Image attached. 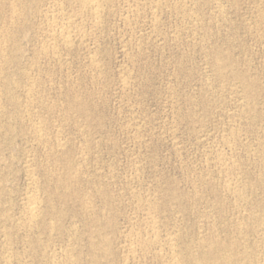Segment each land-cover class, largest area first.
Listing matches in <instances>:
<instances>
[{
    "label": "rangeland",
    "instance_id": "1",
    "mask_svg": "<svg viewBox=\"0 0 264 264\" xmlns=\"http://www.w3.org/2000/svg\"><path fill=\"white\" fill-rule=\"evenodd\" d=\"M27 1L0 0V264H259L264 0Z\"/></svg>",
    "mask_w": 264,
    "mask_h": 264
},
{
    "label": "bare ground",
    "instance_id": "2",
    "mask_svg": "<svg viewBox=\"0 0 264 264\" xmlns=\"http://www.w3.org/2000/svg\"><path fill=\"white\" fill-rule=\"evenodd\" d=\"M27 1V0H26ZM29 1V0H28ZM27 1V2H28ZM54 1V0H53ZM61 1H63V0H61ZM74 1H77V0H74ZM103 0H80L79 2L81 3V5H82V7H84V9L86 8V9H88L90 12H91V14H92V16L93 17H95L94 19H96V17H97V15H98V11H99V7L101 6V2H102ZM107 1V0H106ZM161 1V0H160ZM172 1V0H171ZM178 1V0H177ZM185 1V0H184ZM11 2H13V1H11ZM15 2V1H14ZM17 2V1H16ZM34 2V1H33ZM57 2V1H56ZM104 3H106L105 1H103ZM181 2V1H180ZM52 3H54V2H52ZM51 3V4H52ZM58 3V2H57ZM57 3H55L54 5H56ZM59 3H60V1H59ZM58 3V5L60 6V8H62L63 7V2L62 3H60V4H62V5H60ZM78 3V2H77ZM13 4V3H12ZM15 4V3H14ZM17 4V3H16ZM50 4V5H51ZM65 4V3H64ZM73 4H74V2H73ZM153 4V3H152ZM178 4V3H177ZM12 6V5H11ZM59 6H55V7H59ZM62 6V7H61ZM65 6H66V4H65ZM80 6V5H79ZM156 6V5H155ZM16 6L14 5V8H15ZM50 7V6H49ZM178 7V6H177ZM35 8V7H34ZM46 8V7H45ZM75 8V7H74ZM81 8V7H80ZM101 8V7H100ZM2 9V8H1ZM19 9V8H18ZM53 9V8H52ZM51 9V10H52ZM66 9V8H65ZM78 9H79V7H78ZM104 9V8H103ZM103 9H101V10H103ZM157 9V8H156ZM50 10V11H51ZM56 10L57 9H53L52 10V15L51 16H56V14L58 13V12H56ZM60 10H62V9H60ZM87 10V11H88ZM100 10V11H101ZM182 10V9H181ZM12 11V10H11ZM20 11V10H19ZM59 11V10H58ZM63 11V10H62ZM79 11V10H78ZM81 11H83V10H81ZM80 11V12H81ZM87 12V13H90V12ZM15 12V11H14ZM25 12V11H24ZM49 12V11H48ZM47 12V13H48ZM183 12V11H182ZM47 13L45 14V16H47ZM61 13V12H60ZM65 13V12H64ZM85 13H86V10H85ZM100 13V12H99ZM19 14V13H18ZM44 14V13H43ZM63 14V13H62ZM75 14V13H74ZM15 15V14H14ZM58 15V14H57ZM61 15V14H60ZM66 15V14H65ZM10 16V15H9ZM16 16V15H15ZM49 16V15H48ZM75 16V15H74ZM77 16V15H76ZM89 16H90V14H89ZM91 16V17H92ZM100 16V15H99ZM22 17V16H21ZM50 17V16H49ZM49 17H47V18H49ZM69 17V16H68ZM8 18V17H7ZM52 18V17H51ZM50 18V19H51ZM59 18V17H58ZM71 18V17H70ZM70 18H68V19H70ZM76 18V17H75ZM79 19H80V17H78ZM53 19V18H52ZM54 19H57V18H54ZM66 19H67V17H66ZM72 19V18H71ZM46 20V19H45ZM14 21V20H13ZM62 21H63V19H62ZM72 21H73V19H72ZM72 21L71 20H69V21H65V22H63V23H60V24H58V23H55V24H53L52 26H51V30L52 31H55L56 33H57V35L59 34L60 36V38L59 39H62V42L65 44V45H67L69 42H70V29H71V25H72ZM45 22V21H44ZM52 22V21H51ZM56 22V21H55ZM99 22V21H98ZM9 23V22H8ZM42 24V23H41ZM73 24H75V23H73ZM91 24V23H90ZM1 25V24H0ZM46 25V24H45ZM12 26V25H11ZM47 26L49 27L50 25H48L47 24ZM84 26V25H83ZM73 27V26H72ZM75 27V26H74ZM93 28V27H92ZM3 29V28H2ZM1 29V30H2ZM49 30V29H48ZM6 31V30H5ZM86 31V30H85ZM84 31V32H85ZM46 32V31H45ZM55 32H54V34H55ZM83 32V33H84ZM72 33H74L73 31H72ZM49 34V33H48ZM8 35V34H7ZM72 35V34H71ZM77 35V34H76ZM80 35V34H79ZM4 36V35H3ZM49 36V35H48ZM73 37H75L74 35H72ZM7 39V38H6ZM51 39V38H50ZM72 39V38H71ZM47 40V39H46ZM45 40V41H46ZM52 40V39H51ZM3 40H1V42H2ZM4 41H5V39H4ZM10 41V40H9ZM60 41V40H59ZM44 42V41H43ZM47 42V41H46ZM74 43V42H73ZM5 44V43H4ZM4 44H2L1 46H5ZM49 44L50 43H48V46H49ZM45 46V45H44ZM52 46V45H51ZM18 47V46H17ZM56 47V46H55ZM60 47V46H59ZM68 48H69V45L67 46ZM45 48H46V46H45ZM2 49V48H1ZM56 49V48H55ZM4 50V49H3ZM2 50V51H3ZM42 52H43V50H42ZM1 53V52H0ZM2 53H4V52H2ZM56 54V53H55ZM54 54V55H55ZM4 55V54H3ZM219 70V69H218ZM26 77V76H25ZM29 80V79H28ZM30 81V80H29ZM37 82V81H36ZM14 84V83H13ZM31 84V83H30ZM38 84V83H37ZM30 87V86H29ZM32 88V87H31ZM10 89V88H9ZM28 89V88H27ZM30 91V90H29ZM28 93V92H27ZM32 94V93H31ZM1 95V94H0ZM74 95V94H73ZM34 98V97H33ZM30 101V100H29ZM29 104H30V102H28ZM38 104V103H37ZM56 104V103H55ZM39 105V104H38ZM52 106V105H51ZM17 107V106H16ZM25 107V106H24ZM23 107V108H24ZM53 107V106H52ZM19 108V107H18ZM32 108V107H31ZM73 109V108H72ZM24 110V109H23ZM29 110V109H28ZM53 110V109H52ZM1 112V111H0ZM49 112V111H48ZM56 112V111H55ZM72 112V111H71ZM58 113V112H57ZM64 113V112H63ZM1 115V114H0ZM18 115V114H17ZM27 115H29V114H27ZM66 115V114H65ZM64 116V115H63ZM2 119V118H1ZM38 120V119H37ZM34 123V122H33ZM36 124V123H35ZM39 125V124H38ZM41 126V125H40ZM32 127H35V125L34 126H32ZM38 126H36V128H37ZM35 128V129H36ZM39 128V127H38ZM37 128V129H38ZM30 129V128H29ZM35 129H33L34 131H35ZM60 129V128H59ZM39 130V129H38ZM32 131V130H31ZM29 132V131H28ZM35 132H38V131H35ZM60 132V131H59ZM51 134V133H50ZM58 134V133H57ZM61 134V133H60ZM34 135V134H33ZM32 135V136H33ZM39 135V134H38ZM35 136V135H34ZM42 136V135H41ZM44 136V135H43ZM45 137V136H44ZM43 137V138H44ZM49 137V136H48ZM45 139H46V137H45ZM34 140V139H33ZM36 140H38V139H36ZM56 140V139H55ZM40 141V140H39ZM43 141V140H42ZM46 141V140H45ZM58 141V140H57ZM61 142V141H60ZM228 142H230V141H228ZM52 143V142H51ZM62 143H64V142H62ZM50 144V143H49ZM229 144V143H228ZM235 144V143H234ZM54 145V144H53ZM58 145V144H57ZM56 145V146H57ZM60 145V144H59ZM65 145V144H64ZM63 146V145H62ZM50 148V147H49ZM62 148V147H61ZM83 149H84V147H83ZM61 150V149H60ZM50 151V150H49ZM55 151V150H54ZM59 151V150H58ZM62 151V150H61ZM83 151V150H82ZM52 152V151H51ZM57 153V152H56ZM59 153V152H58ZM80 153H81V151H80ZM83 153H85V152H83ZM48 154V153H47ZM54 154V153H53ZM86 154V153H85ZM48 156V155H47ZM83 157V156H82ZM85 157V156H84ZM223 157V156H222ZM217 158H218V156H217ZM28 160V159H27ZM78 160H79V158H78ZM49 161V160H48ZM54 161V160H53ZM217 161V160H216ZM220 161V160H219ZM25 162V161H24ZM45 162V161H44ZM58 162V161H57ZM70 162V161H69ZM81 162V161H80ZM84 162V161H83ZM26 163V162H25ZM29 163V162H28ZM48 163V162H47ZM54 163V162H53ZM34 164V163H33ZM236 164V163H235ZM31 165V164H30ZM221 165V164H220ZM26 166V165H25ZM28 167H29V165H28ZM49 167H51V166H49ZM75 167V166H74ZM223 168V167H222ZM27 169V168H26ZM56 169V168H55ZM33 170V169H32ZM77 170V169H76ZM79 170V169H78ZM223 170V169H222ZM230 170H231V168H230ZM46 171V170H45ZM74 171V170H73ZM33 172V171H32ZM41 172V171H40ZM57 172V171H56ZM228 172V171H227ZM79 173V172H78ZM31 174V173H30ZM73 175V174H72ZM220 175V174H219ZM226 175H229L228 173H226ZM235 175V174H234ZM233 175V176H234ZM29 176V175H28ZM47 177V176H46ZM51 177V176H50ZM49 177V178H50ZM232 177V176H231ZM233 178V177H232ZM36 179V178H35ZM31 180V179H30ZM51 180V179H50ZM228 180V179H227ZM33 181V180H32ZM36 181V180H35ZM231 181V180H230ZM241 181V180H240ZM224 182V181H223ZM227 182V181H226ZM236 182V181H235ZM30 184H31V182H30ZM226 184V183H225ZM234 184V183H233ZM2 185V184H1ZM31 185H33V184H31ZM69 185V184H68ZM240 186V185H239ZM37 187V186H36ZM55 188V187H54ZM59 188V187H58ZM229 188V187H228ZM234 188V187H233ZM241 188V187H240ZM244 188V187H243ZM34 189V188H33ZM35 189H37V188H35ZM67 189V188H66ZM232 189V188H231ZM235 189V188H234ZM233 189V191H235ZM238 189V188H237ZM72 190V189H71ZM29 191V190H28ZM39 191V190H38ZM43 191V190H42ZM233 191H232V193H233ZM32 192V191H31ZM34 192V191H33ZM95 192H96V189H95ZM239 192V191H238ZM243 192V191H242ZM97 193V192H96ZM30 194V193H29ZM32 194V193H31ZM88 194V193H87ZM234 194H236V193H233V196H234ZM243 194V193H242ZM27 195H28V193H27ZM84 195H86V194H84ZM237 195H238V193H237ZM241 195V194H240ZM38 196H40L39 194H38ZM239 196V195H238ZM41 197V196H40ZM85 197V196H84ZM245 197V196H244ZM92 198V197H91ZM27 199V198H26ZM39 198L34 194V195H30V197H28V202H27V205H26V210H25V218H26V221L28 222V223H32L33 222V220L35 221V219H36V217L37 216H39L40 217V215H39V205H38V203L40 202L39 200H38ZM86 199V198H85ZM237 199V198H236ZM25 200V199H24ZM41 200V199H40ZM26 201V200H25ZM84 201V200H83ZM86 201V200H85ZM152 202V201H151ZM241 202H243V201H241ZM50 203V202H49ZM88 203V202H87ZM90 204V203H89ZM25 205V204H24ZM87 205V204H86ZM104 205V204H103ZM82 206V205H81ZM74 207V206H73ZM95 207V206H94ZM155 207V206H154ZM23 208H25V207H23ZM53 208V207H52ZM90 208V207H89ZM93 208V207H92ZM84 209V208H83ZM156 209V208H155ZM41 210H42V208H41ZM52 210V209H51ZM149 210H151V209H149ZM22 211H23V209H22ZM103 211V210H102ZM146 211V210H145ZM158 211H159V209H158ZM157 211V212H158ZM41 212V211H40ZM54 212V211H53ZM84 212V211H83ZM92 212V211H91ZM105 212V211H104ZM147 212H150V211H146V213ZM240 212V211H239ZM23 213V214H24ZM42 213V212H41ZM143 213V212H142ZM151 213V212H150ZM44 214V213H43ZM42 214V215H43ZM47 214V213H46ZM152 214V213H151ZM253 214V213H252ZM255 214V213H254ZM257 214V213H256ZM49 215H50V213H49ZM102 215V214H101ZM3 216H4V214H3ZM24 216V215H23ZM48 216V215H47ZM52 216H53V214H52ZM52 216H50V217H52ZM90 216V215H89ZM145 216V215H144ZM251 216V215H250ZM249 216V217H250ZM86 217V216H85ZM154 217V216H153ZM155 217H156V215H155ZM253 217V216H252ZM38 218V217H37ZM149 218V217H148ZM41 219V218H40ZM151 219H153V218H151ZM158 219V218H157ZM239 219V218H238ZM261 219H262V217H261ZM145 220V219H144ZM253 220V219H252ZM263 220V219H262ZM261 220V221H262ZM32 221V222H31ZM37 221V220H36ZM35 221V222H36ZM52 221V220H51ZM238 221V220H237ZM245 221V220H244ZM24 222V221H23ZM149 222V221H148ZM153 222V221H152ZM240 222V221H239ZM21 223V222H20ZM34 223V222H33ZM32 223V224H33ZM38 223V222H37ZM47 223V222H46ZM49 223H51V222H49ZM155 223V222H154ZM161 223V222H160ZM241 223V222H240ZM256 223L258 224L259 222H257L256 221ZM25 224V223H24ZM31 224V225H32ZM39 224V223H38ZM52 224V223H51ZM147 224V223H146ZM151 224V223H150ZM54 225V224H53ZM153 225V224H152ZM262 225V224H261ZM21 226V225H20ZM23 226V225H22ZM25 226H26V224H25ZM30 226V225H29ZM45 226V225H44ZM47 226V225H46ZM61 226V225H60ZM235 226H237V225H235ZM28 227V226H27ZM240 227V226H239ZM244 227H246V226H244ZM6 228V227H5ZM49 228V227H48ZM48 228H47V230H48ZM51 228H52V226H51ZM74 228V227H73ZM95 228V227H94ZM152 228H153V226H152ZM154 228H156V226L154 227ZM19 229V228H18ZM26 229V228H25ZM31 229V228H30ZM258 229V228H257ZM20 230V229H19ZM23 230V229H22ZM40 230H41V228H40ZM151 231H154V230H152V229H150ZM157 230H159V229H157ZM264 230V229H263ZM18 231V230H17ZM51 231V230H50ZM148 231V230H147ZM27 232H28V230H27ZM32 232V231H31ZM44 232V231H43ZM52 232V231H51ZM140 232V231H139ZM261 232V231H260ZM23 233V232H22ZM50 233V232H49ZM128 233V232H127ZM132 233V232H131ZM59 234V233H58ZM142 234V233H141ZM244 234V233H243ZM258 234V233H257ZM22 235V234H21ZM101 235V234H100ZM135 235V234H134ZM137 235H138V233H137ZM143 235V234H142ZM142 235H139V238L138 237H136V239H140V236H142ZM150 235V234H149ZM155 235V234H154ZM27 236V235H26ZM34 236V235H33ZM241 236V235H240ZM3 237V236H2ZM7 237V236H6ZM30 237V236H29ZM132 237H133V235H132ZM248 237V236H247ZM260 237V236H259ZM203 238V237H202ZM244 238V237H243ZM264 238V237H263ZM129 239V238H128ZM133 239V238H132ZM89 240V239H88ZM214 240V239H213ZM262 240V239H261ZM48 241H50V239L48 240ZM135 242H136V240H134ZM142 241H145V240H142ZM211 241V240H210ZM264 241V240H263ZM29 242V241H28ZM137 242H138V240H137ZM147 242V241H146ZM201 242V241H200ZM214 242H217V241H214ZM46 243V242H45ZM54 243V242H53ZM88 243V242H87ZM139 243V242H138ZM140 243H142V244H144V242H141L140 241ZM219 243V242H218ZM132 244H133V242H132ZM132 244H131V246H132ZM136 244V243H135ZM235 244H236V242H235ZM261 244V243H260ZM134 245V244H133ZM146 245V244H145ZM148 245V244H147ZM146 245V246H147ZM176 245V244H175ZM199 245V244H198ZM210 245V244H209ZM208 245V246H209ZM221 245V244H220ZM238 245V244H237ZM244 245V244H243ZM9 246V245H8ZM89 246V245H88ZM138 246H140V244H138ZM146 246H143L144 248H142L141 247V249L143 250V249H145V247ZM171 246V245H170ZM187 246V245H186ZM201 246V245H200ZM213 246V245H212ZM215 246V245H214ZM223 246V245H222ZM235 246V245H234ZM102 247V246H101ZM104 247V246H103ZM105 247H106V245H105ZM129 247V246H128ZM137 247V246H136ZM202 247V246H201ZM226 247V246H225ZM220 247V248H218L219 250L217 251V249H215V251H217L216 252V255L214 256V264H241L242 263V259H241V257L242 256H236L235 254L236 253H232V251H234V249H233V246L232 245H230L229 247ZM260 247H261V245H260ZM52 248V247H51ZM50 248V249H51ZM173 247L171 246V249H172ZM176 248V247H175ZM229 248V249H228ZM6 249V248H5ZM45 249V248H44ZM48 249V248H47ZM69 249H72V247H70ZM129 249H131V248H129ZM133 249H135V247L133 248ZM165 249V248H164ZM169 249V248H168ZM190 249V248H189ZM201 249H203V247L202 248H200V250ZM208 249V248H207ZM233 249V250H232ZM239 249H240V247H239ZM242 249V248H241ZM147 250V249H146ZM173 250V249H172ZM171 250V251H172ZM208 250H210V248L208 249ZM229 250H231V252L229 251ZM41 251V250H40ZM39 251V252H40ZM65 251H66V249H65ZM67 251H70V250H67ZM131 253H132V251L131 250H129ZM135 250H133V252H134ZM149 251V250H148ZM166 251V250H165ZM202 251V250H201ZM235 251H236V249H235ZM234 251V252H235ZM238 251V250H237ZM243 251V250H242ZM12 252V251H11ZM49 252V251H48ZM62 252V251H61ZM79 252V251H78ZM144 252V251H143ZM146 252V251H145ZM144 252V253H145ZM207 252V251H206ZM228 252H230V253H228ZM6 253V252H5ZM8 253V252H7ZM7 253L5 254V255H7ZM43 253V252H42ZM41 253V254H42ZM64 253V252H63ZM66 253V252H65ZM64 253V254H65ZM104 253H105V251H104ZM107 253H108V251H107ZM159 253H161V251L159 252ZM169 253H171V252H169ZM194 253V252H193ZM197 253V252H196ZM195 253V254H196ZM205 253V252H204ZM204 253H203V255H204ZM208 253V252H207ZM232 253V254H231ZM245 253H247V252H245ZM50 254V253H49ZM158 254V253H157ZM202 254V252H200V254L198 255V256H200ZM241 254H243V253H241ZM249 254V253H248ZM247 254V255H248ZM9 255H10V253H9ZM51 255V254H50ZM53 255V254H52ZM52 255L50 256V257H52ZM61 255V254H60ZM71 255V254H70ZM105 255V254H104ZM172 255H174L175 256V253L173 254V252H172ZM246 255V254H245ZM2 256V255H1ZM15 256V255H14ZM157 256V255H156ZM170 257H171V255H169ZM188 256V255H187ZM192 256V255H191ZM197 256V255H196ZM197 256V257H198ZM204 256H207V254H205ZM48 257V256H47ZM54 257H55V255H54ZM54 257H53V259H54ZM69 257V256H68ZM72 257V256H71ZM94 257H96V256H94ZM93 257V258H94ZM102 257V256H101ZM203 257V256H202ZM208 257V256H207ZM246 257V256H245ZM1 258V257H0ZM12 258V257H11ZM43 258V257H42ZM59 258V257H58ZM64 258V257H63ZM63 258H61V259H63ZM75 258V257H74ZM133 258H134V256H133ZM162 258V257H161ZM173 258V257H172ZM191 258V257H190ZM194 258H196V257H194ZM251 258V257H250ZM3 259V258H2ZM4 259H5V257H4ZM50 259V258H49ZM48 259V260H49ZM57 259V258H56ZM68 259H70V257L68 258ZM73 259V258H72ZM97 259V258H96ZM165 259V258H164ZM192 259V258H191ZM201 259V258H200ZM205 259V258H204ZM204 259L202 258V260L204 261ZM245 259V258H244ZM6 260V259H5ZM7 260L9 261V259H8V257H7ZM7 260H6V262H5V264H8V262H7ZM74 260V259H73ZM172 260V259H171ZM171 260H169V261H171ZM194 260V259H193ZM248 260V259H247ZM252 260V259H251ZM12 261V260H11ZM11 261H9V262H11ZM45 261V260H44ZM64 261H66V260H64ZM173 261V260H172ZM176 259H175V261H173L172 262V264H176ZM195 261V260H194ZM201 261V260H200ZM210 261H212V260H210ZM249 261H250V259H249ZM249 261H247V262H249ZM55 262V261H54ZM63 262V261H62ZM67 262V261H66ZM72 262V261H71ZM190 262V261H189ZM193 262V261H192ZM195 262H199V259H198V261H195ZM202 262V261H201ZM209 262V261H208ZM244 262L246 263V261L244 260ZM256 262V261H255ZM259 262V264H264V256L262 257V259L260 260V261H258ZM2 263V262H1ZM56 263H58V262H56ZM74 263V262H73ZM169 264H171L170 262H168ZM167 263V264H168ZM206 263V262H205ZM212 263H213V261H212ZM244 263V264H245ZM61 264V263H60ZM63 264V263H62ZM102 264V263H101ZM196 264V263H195ZM198 264V263H197ZM207 264V263H206ZM208 264H210V263H208ZM243 264V263H242ZM248 264V263H247ZM250 264V263H249ZM258 264V263H257Z\"/></svg>",
    "mask_w": 264,
    "mask_h": 264
}]
</instances>
